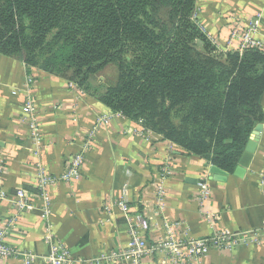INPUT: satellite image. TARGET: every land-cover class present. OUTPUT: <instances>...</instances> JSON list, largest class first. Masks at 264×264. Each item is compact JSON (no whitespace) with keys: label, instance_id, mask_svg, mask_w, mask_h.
Instances as JSON below:
<instances>
[{"label":"crops","instance_id":"0c3cea01","mask_svg":"<svg viewBox=\"0 0 264 264\" xmlns=\"http://www.w3.org/2000/svg\"><path fill=\"white\" fill-rule=\"evenodd\" d=\"M196 18L200 28L224 51L234 50L237 45L228 47L233 30L253 20L259 21V37L264 41V0H197ZM28 98L36 102L43 131L41 146L32 141L22 116V106ZM110 112L88 93L79 94L68 81L0 55V154L5 164L1 185L8 196L0 202V225L12 215L15 193L35 189L36 166L41 165L59 178L70 159L83 150L96 119ZM135 127L136 123L127 118H114L107 128L97 131L95 144L85 152L86 166L80 179L73 183L58 181L51 188L50 222L77 264H93V259L119 251L127 244L129 221L117 205L121 198L129 203L133 214L142 213L152 222L150 243L163 235L164 220L180 224L196 239L213 234L209 215L214 218L215 229L250 232L264 226L260 183L264 171V122L253 131L258 147L245 176L228 173L224 182L212 180V164L206 160L188 154L161 135L153 133L146 140L133 133ZM165 164L174 173L160 182L159 171ZM205 175L212 196L201 206L196 196ZM160 183L167 189L162 203L156 199ZM32 204L35 209L25 213L9 241L34 254V264H47L45 223L38 199ZM144 264L165 262L156 254L146 258ZM204 264H264V245L211 250Z\"/></svg>","mask_w":264,"mask_h":264},{"label":"trees","instance_id":"16d2710c","mask_svg":"<svg viewBox=\"0 0 264 264\" xmlns=\"http://www.w3.org/2000/svg\"><path fill=\"white\" fill-rule=\"evenodd\" d=\"M196 11L197 0H0V55L234 174L264 122V52H219ZM109 68L116 81L94 86Z\"/></svg>","mask_w":264,"mask_h":264},{"label":"built area","instance_id":"2783aa9c","mask_svg":"<svg viewBox=\"0 0 264 264\" xmlns=\"http://www.w3.org/2000/svg\"><path fill=\"white\" fill-rule=\"evenodd\" d=\"M260 23L253 20L245 27H237L233 30L229 40L228 47L236 43L234 50L244 53L250 49H258L264 52V41L259 37ZM210 38V37H209ZM210 40L216 45V40ZM70 86L83 93L76 85L70 83ZM22 116L28 125L32 141L37 146H41L43 140V131L41 122L38 118L35 100L28 98L23 106ZM123 117L121 114L110 112L101 115L96 119V124L90 130L88 139L84 148L75 154L69 161L66 170L57 178L41 165L36 166L35 178L36 187L34 190L20 189L12 198L13 212L11 217L0 225V264L8 260H19L20 264H34L36 256L31 252L18 249L10 243V236L17 231L20 220L26 212L35 209L32 200L38 199L39 209L41 210V219L45 223L44 242L48 246V255L45 258L47 264H77L68 248L55 234L54 226L51 224L52 200L50 196L51 188L58 182L73 183L80 179L82 171L86 166L85 152L95 144L97 131L103 127H108L114 118ZM124 118V117H123ZM136 123V122H135ZM133 133L149 140L153 132L144 128L141 123H136ZM37 153V152H35ZM5 164L0 154V202L7 200L8 196L2 189L4 179ZM174 171L170 165L165 164L159 171V180L163 182L166 178L173 175ZM260 183L264 192V171L260 175ZM156 199L158 203L164 202L167 196V189L162 183L156 186ZM212 196L208 176L200 179L198 184L197 202L203 206ZM118 207L124 213L129 221L127 231V244L119 251H112L93 259V264H144L149 256H160L165 264H204V261L211 250L232 251L238 246L253 244L255 246L264 245V226L257 231L250 232H232L227 229H215L214 218L207 216L213 224L214 232L207 238H193L184 227L177 223H171L164 220L162 224L163 235L153 243L148 241V236L152 228V222L142 213L133 214L129 203L121 198ZM180 229H185L182 233Z\"/></svg>","mask_w":264,"mask_h":264},{"label":"water","instance_id":"95a60500","mask_svg":"<svg viewBox=\"0 0 264 264\" xmlns=\"http://www.w3.org/2000/svg\"><path fill=\"white\" fill-rule=\"evenodd\" d=\"M258 141L259 140L256 137V132H254L241 158L240 165L237 167V169L234 172L235 176L239 178H243L245 176L246 169L250 167L254 154L257 150ZM210 173L212 175V180L218 181V182L226 181V177L229 175L228 172L214 165L211 166Z\"/></svg>","mask_w":264,"mask_h":264},{"label":"rangeland","instance_id":"374dc122","mask_svg":"<svg viewBox=\"0 0 264 264\" xmlns=\"http://www.w3.org/2000/svg\"><path fill=\"white\" fill-rule=\"evenodd\" d=\"M218 49H219L218 50L219 52H225L222 48H218ZM116 76H117V74L115 72V69L109 68L103 74H101L100 77L93 82V84H94V86H98L99 84L100 85L113 84L116 81ZM173 119H174L175 123H178V124L180 123V119H179V116L177 114L173 115ZM174 145L179 147L180 149H182L180 146H178L176 144H174Z\"/></svg>","mask_w":264,"mask_h":264}]
</instances>
